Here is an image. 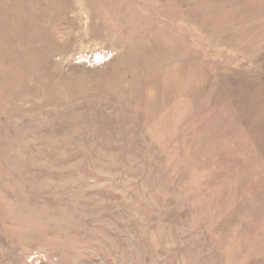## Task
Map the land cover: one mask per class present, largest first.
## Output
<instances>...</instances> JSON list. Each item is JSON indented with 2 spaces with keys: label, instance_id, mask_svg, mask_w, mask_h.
Instances as JSON below:
<instances>
[{
  "label": "rangeland",
  "instance_id": "374dc122",
  "mask_svg": "<svg viewBox=\"0 0 264 264\" xmlns=\"http://www.w3.org/2000/svg\"><path fill=\"white\" fill-rule=\"evenodd\" d=\"M0 264H264V0H0Z\"/></svg>",
  "mask_w": 264,
  "mask_h": 264
},
{
  "label": "bare ground",
  "instance_id": "6f19581e",
  "mask_svg": "<svg viewBox=\"0 0 264 264\" xmlns=\"http://www.w3.org/2000/svg\"><path fill=\"white\" fill-rule=\"evenodd\" d=\"M157 1V0H156ZM154 2V1H153ZM153 4V3H152ZM155 6H156V2H155V4H154ZM153 5V6H154ZM155 8V7H154ZM138 9V8H137ZM157 10V9H156ZM134 11H136V9H134L133 8V12ZM137 11H140V13H141V10H137ZM161 12H162V10L160 11V10H158L157 11V13H156V15H157V17H159L160 15H161ZM155 13V12H154ZM133 14H135V13H133ZM170 14V13H169ZM141 15H142V13H141ZM152 15H153V13H152ZM162 15H163V12H162ZM132 16V15H131ZM144 16V15H143ZM149 16V15H148ZM208 16V15H207ZM146 16H144V18H145ZM143 18V19H144ZM149 18V17H148ZM168 18V17H167ZM142 18L140 19H137V20H135V19H131L130 21H129V29H131L132 31H134L135 29H136V23H137V25H144V24H149L147 21V19L146 20H143ZM156 20H158L157 18H156ZM150 21V20H149ZM154 21H152V23H153ZM158 22V21H157ZM151 23V24H152ZM153 25H156V23L154 24L153 23ZM166 25V24H165ZM149 26H150V24H149ZM157 26H158V24H157ZM168 26V25H167ZM174 26V25H173ZM141 27V26H140ZM160 27V26H159ZM165 27V26H164ZM177 27V26H176ZM175 27V28H176ZM147 28H149V27H147ZM146 28V29H147ZM150 28H152V27H150ZM154 28H156V27H154ZM162 29H163V27H161ZM168 28V27H167ZM166 28V29H167ZM178 28V27H177ZM161 29V30H162ZM141 30V29H140ZM152 30H154V29H152ZM158 30H160V28L158 29ZM159 31V33L161 32V35L163 36V34H162V31ZM169 30H170V28H169ZM177 30V29H176ZM259 32H260V30H258ZM137 32V31H136ZM150 32H152V31H150ZM156 32V31H155ZM175 32V31H174ZM154 32H152V34H153ZM159 33H156V36H157V34H159ZM164 33V32H163ZM168 33H170V32H168ZM143 34V33H142ZM142 34L139 36V33H138V35H136V34H132V35H130L129 36V42H131L132 43V45H133V48H131V47H129L130 48V52H128V54H129V59H128V61L126 62V64L124 63V64H120L121 66H120V69L121 70H123V71H130V70H132L133 69V63L132 62H134L137 66H138V68L140 69V70H142V68H143V64H149L150 65V72H145V74H146V77H148V78H151V75H152V78L151 79H153L154 80V78L153 77H158V78H166V77H169L170 79L172 78V79H174L175 78V76H176V73H177V71H178V69H179V67L177 68L176 67V69H177V71L175 72V71H169V69H167L169 72L168 73H166V72H164L163 70H162V66H163V61H164V55H163V53H162V51H165L166 49H167V47L166 46H164V43H162L161 42V37H160V41L159 42H161L160 43V45L157 47V48H152V49H149L148 47H144V45H145V43H146V45L150 42V38L148 39V37L149 36H147V34H146V36H142ZM167 34V33H166ZM171 34V33H170ZM176 35V34H175ZM150 36H152V38L154 37L153 35H150ZM171 36V35H170ZM155 38V37H154ZM168 38H169V36H168ZM167 38V39H168ZM174 38V37H173ZM156 39H157V37H156ZM165 39V38H164ZM166 39V40H167ZM153 40V39H152ZM155 40V39H154ZM173 40H175V38L173 39ZM177 40V39H176ZM175 40V41H176ZM156 41V40H155ZM169 42L167 43V42H165V43H167L166 45L168 46V47H170L169 46V43H171V44H173V42L174 41H170V40H168ZM178 42V41H177ZM128 43V42H127ZM131 43H129L130 45H131ZM158 44V43H157ZM180 44V43H179ZM178 44V45H179ZM128 45V44H127ZM152 45H154V44H152ZM155 45H156V43H155ZM187 44H185L184 46H186ZM150 46H151V44H150ZM153 47V46H152ZM154 47H156V46H154ZM177 47V46H176ZM188 47V46H187ZM187 47H186V49H187ZM171 48H174V47H171ZM163 49H165V50H163ZM175 49V48H174ZM186 49H184V50H186ZM171 50V49H170ZM169 50V51H170ZM183 50V49H182ZM183 50V51H184ZM176 51H178L179 52V50H176ZM167 52V51H166ZM165 52V53H166ZM172 52V51H171ZM186 52V51H185ZM180 53V52H179ZM178 54V53H177ZM180 54H182V53H180ZM179 55V54H178ZM183 56H185V55H183ZM165 57H168L167 56V54H166V56ZM180 57H181V55H180ZM186 57H187V55H186ZM185 57V58H186ZM173 58V57H172ZM179 58V57H178ZM177 58V59H178ZM187 58H189V57H187ZM171 59V58H170ZM173 61V60H172ZM171 61V62H172ZM180 61V60H179ZM178 61V62H179ZM174 62V61H173ZM164 63H166L165 61H164ZM170 63V62H169ZM175 63V62H174ZM190 63V62H189ZM189 63H188V65H189ZM171 64V63H170ZM169 64V66H171V67H173L172 65H170ZM180 64H182V63H180ZM165 65H167V64H165ZM168 66V65H167ZM166 66V67H167ZM164 68H165V66H164ZM182 68V67H181ZM126 69H129V70H126ZM183 69V68H182ZM145 71H146V69H145ZM184 71H185V69H184ZM179 72H181V73H179L180 75H182V76H184L182 73H185V72H182V71H179ZM194 73V72H193ZM178 74V73H177ZM187 74V73H186ZM169 75H172V76H169ZM190 75V74H189ZM177 76H179V75H177ZM176 76V78H178ZM193 76V75H192ZM189 77V76H188ZM145 78V77H144ZM179 78H181V77H179ZM178 78V79H179ZM184 79V78H183ZM188 79V78H187ZM152 80V81H153ZM168 80V79H167ZM154 81H157V80H154ZM169 81V80H168ZM173 81V80H172ZM179 81V80H178ZM121 82H122V80H121ZM157 82H159V81H157ZM171 82V81H170ZM124 83V82H123ZM139 83V82H138ZM174 83V82H173ZM153 84V83H152ZM170 84V83H169ZM164 87V86H163ZM169 87V86H168ZM171 87V86H170ZM174 87V86H173ZM176 89V88H175ZM181 90V89H180ZM176 91V90H175ZM174 92V91H173ZM177 93V92H176Z\"/></svg>",
  "mask_w": 264,
  "mask_h": 264
}]
</instances>
